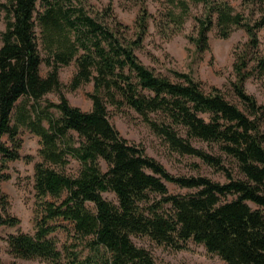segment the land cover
Here are the masks:
<instances>
[{"label":"trees","instance_id":"trees-1","mask_svg":"<svg viewBox=\"0 0 264 264\" xmlns=\"http://www.w3.org/2000/svg\"><path fill=\"white\" fill-rule=\"evenodd\" d=\"M82 1L0 0V21H5L0 32V170L20 158V130L40 142L34 232L8 235L9 254L45 264H156L149 250L132 241L147 237L175 251L192 241L226 264H264V103L246 90L250 78H264V38L259 35L264 0H240L242 11L224 0H164L167 8L156 24L169 39L183 28L190 4H202L205 12L195 18V35L189 36L200 56L210 50L214 27L222 39L243 29L247 40L234 50L229 84L237 103L216 87L206 90L190 74L169 70L171 80L140 61L136 51L151 18L144 0H134L141 7L131 34L130 27L114 19L105 22V14H89ZM72 62L76 71L70 90L93 86L87 112L71 106L62 92L59 70ZM43 64L48 68L44 77ZM49 93H57L59 101L45 100ZM107 105L133 110L172 152L200 159L222 172L226 182L170 174L122 137L109 121ZM194 141L217 146L233 161L236 174L222 156L195 147ZM71 159L80 164L76 176L65 172ZM7 178L0 174V183ZM167 183L195 192L171 194ZM104 193H112L116 202ZM19 224L0 189V229ZM60 229L70 240L62 250L51 237Z\"/></svg>","mask_w":264,"mask_h":264},{"label":"rangeland","instance_id":"rangeland-1","mask_svg":"<svg viewBox=\"0 0 264 264\" xmlns=\"http://www.w3.org/2000/svg\"><path fill=\"white\" fill-rule=\"evenodd\" d=\"M4 1V0H2ZM147 10L151 15L149 19V30L145 36L142 48L136 51L140 61L156 73L168 76L174 80L169 70L187 73L196 80L201 81L204 88L210 87L220 89L228 100L234 103L237 101L232 96L230 81L234 79L233 62L235 48L247 40V35L243 29L235 30L227 39L219 38L217 29L214 27L209 32L210 50L200 56L196 52V47L189 41V36L195 35V18L202 16L205 8L202 4H190V16L179 33L167 39L158 33L156 24L161 20L162 14L166 11L164 0H144ZM216 1V0H214ZM231 4L236 11H242L240 0H224ZM85 9L92 16L101 14L105 22L112 24L113 19L124 26L130 27V34L133 32V25L140 11V2L134 0H84L82 1ZM109 13L111 18H107ZM5 30V21H0V32ZM38 44L40 46L39 30L36 29ZM260 39L263 41L264 30L260 32ZM2 45L0 40V46ZM264 55V47L261 48ZM43 55V52L41 51ZM41 75L44 77L48 68L41 65ZM76 67L72 62L70 65L60 68L59 79L64 85L62 92L68 99L71 106L77 107L82 111H89L92 102L88 94L92 92V83L86 84L77 90H70L69 84L75 74ZM246 90L252 94L260 103H264V78H250L246 83ZM45 100L53 103L59 101L57 93H49ZM108 118L111 124L120 132L123 138L129 142L141 146L145 153L161 163L163 167L172 175L178 177L203 176L213 181L224 183L226 177L222 172H217L213 168L205 165L200 159L191 156H180L172 152L164 140L155 135L149 126L131 109L123 107L116 110L107 105ZM55 116L58 113L52 110ZM21 140L20 158L15 161L7 162L1 175L8 177L0 183V189L6 196L8 213L20 220L16 227L3 226L0 229L2 241L0 242V258L4 264H45L38 260L28 261L15 259L9 254L8 246L5 241L8 235L34 232V209H35V189H34V165L39 161L38 150L40 148L39 138L27 130H20ZM197 148H201L213 155H220L225 159V165L236 174L235 164L231 159H226L215 145H208L201 142H193ZM103 171L106 164L100 161ZM80 170L78 161L71 159L65 172L68 175L76 176ZM168 191L171 194H188L195 190L182 189L173 184L167 183ZM103 197L109 201L116 202L112 193H104ZM67 225V223H64ZM69 227V226H68ZM56 241L60 250L65 243L70 241L65 230H57L51 235ZM133 243L149 250L156 264H226L217 255L210 254L200 244L192 241L187 242V248L179 251L156 245L147 237H132Z\"/></svg>","mask_w":264,"mask_h":264}]
</instances>
